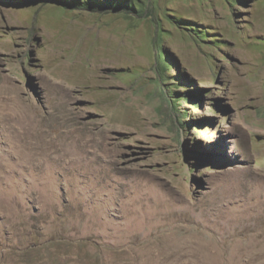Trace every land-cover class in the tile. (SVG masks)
<instances>
[{"label": "rangeland", "instance_id": "obj_1", "mask_svg": "<svg viewBox=\"0 0 264 264\" xmlns=\"http://www.w3.org/2000/svg\"><path fill=\"white\" fill-rule=\"evenodd\" d=\"M140 1L0 0V264H264V0Z\"/></svg>", "mask_w": 264, "mask_h": 264}, {"label": "trees", "instance_id": "obj_2", "mask_svg": "<svg viewBox=\"0 0 264 264\" xmlns=\"http://www.w3.org/2000/svg\"><path fill=\"white\" fill-rule=\"evenodd\" d=\"M64 1V0H63ZM64 3H62L63 5ZM65 5V4H64ZM73 6H80V7H84L88 10L91 11H98L101 9H106L109 10L111 13H115V12H123L124 14L129 15V13H136L139 16H137V18H143L144 16H142L143 13V2L140 0H88L87 3L81 0H73L72 2ZM134 18V17H131ZM171 20H173V23H175V25L180 28L181 30H183L184 32L188 33L189 36L191 37H195V39H199L200 41H202V33L201 31H198L196 28H193L189 25H186L187 23H190L188 20L182 19V18H174L173 16H171ZM264 43V41L262 42ZM161 57L160 59H162L166 56L165 53H160ZM164 70V69H163ZM183 99H178L177 103H175V105H180V103H182ZM175 109H177L175 107Z\"/></svg>", "mask_w": 264, "mask_h": 264}]
</instances>
